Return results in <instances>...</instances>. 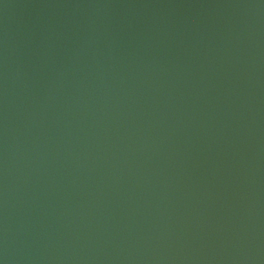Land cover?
Here are the masks:
<instances>
[{"label":"water","instance_id":"water-1","mask_svg":"<svg viewBox=\"0 0 264 264\" xmlns=\"http://www.w3.org/2000/svg\"><path fill=\"white\" fill-rule=\"evenodd\" d=\"M0 264H264V0H0Z\"/></svg>","mask_w":264,"mask_h":264}]
</instances>
